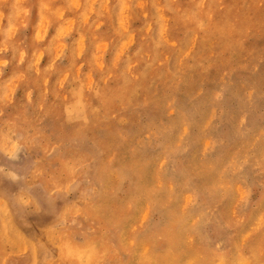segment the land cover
Here are the masks:
<instances>
[{"label": "rangeland", "instance_id": "obj_1", "mask_svg": "<svg viewBox=\"0 0 264 264\" xmlns=\"http://www.w3.org/2000/svg\"><path fill=\"white\" fill-rule=\"evenodd\" d=\"M263 163L264 0H0V264H264Z\"/></svg>", "mask_w": 264, "mask_h": 264}, {"label": "bare ground", "instance_id": "obj_2", "mask_svg": "<svg viewBox=\"0 0 264 264\" xmlns=\"http://www.w3.org/2000/svg\"><path fill=\"white\" fill-rule=\"evenodd\" d=\"M175 1H176V0H175ZM191 1H192V0H191ZM1 3H2V2H1ZM256 5H258V4H256ZM211 7H212V6H211ZM211 7H210V8H211ZM252 7H253V6H252ZM199 10H200V9H199ZM28 13H29V12H28ZM208 13H209V12H208ZM25 14H26V13H25ZM209 18H210V17H209ZM103 19H104V18H103ZM187 19H188V18H187ZM262 22H263V21H262ZM46 23H47V22H46ZM100 23H101V22H100ZM103 23H104V22H103ZM250 23H251V22H250ZM229 31H230V30H229ZM194 33H195V32H194ZM94 34H95V33H94ZM227 37H228V36H227ZM109 39H110V38H109ZM109 41H110V40H109ZM170 41H171V40H170ZM105 42H106V41H105ZM211 46H212V44H211ZM223 49H224V48H223ZM25 50H26V49H25ZM248 52H249V51H248ZM20 54H21V53H20ZM18 57H19V56H18ZM161 62H162V61H161ZM36 66H37V65H36ZM130 73H131V72H130ZM154 73H155V72H154ZM109 74H110V73H109ZM227 79H228V78H227ZM164 81H165V80H164ZM44 84H45V83H44ZM245 87H246V86H245ZM248 89H249V88H248ZM222 90H223V89H222ZM249 90H250V89H249ZM195 94H196V93H195ZM190 95H191V93H190ZM193 95H194V94H193ZM191 96H192V95H191ZM188 97H189V96H188ZM188 97H187V98H188ZM250 97H251V96H250ZM139 100H140V99H139ZM242 100H243V99H242ZM165 101H166V100H165ZM168 102H169V101H168ZM222 103H223V102H222ZM193 106H194V105H193ZM180 107H181V106H180ZM179 109H180V108H179ZM183 110H184V109H183ZM242 112H243V111H242ZM193 114H194V113H193ZM181 115H182V114H181ZM237 115H238V114H237ZM188 116H189V115H188ZM236 117H237V116H236ZM137 118H138V117H137ZM180 118H181V117H180ZM187 118H188V117H187ZM231 118H232V117H231ZM160 120H161V119H160ZM168 120H170V119H168ZM179 120H180V119H179ZM185 120H186V119H185ZM161 122H162V121H161ZM179 122H180V121H179ZM238 123H239V122H238ZM162 124H163V123H162ZM166 124H167V123H166ZM168 124H169V123H168ZM172 124H174V123H172ZM204 124H205V123H204ZM250 125H251V124H250ZM62 126H63V125H62ZM170 126H171V125H170ZM182 126H183V125H182ZM239 126H240V125H239ZM239 126H238V127H239ZM152 127H153V126H152ZM168 127H169V126H168ZM206 127H207V126H206ZM209 127H210V126H209ZM234 127H235V126H234ZM254 127H255V126H254ZM153 128H154V127H153ZM240 128H241V127H240ZM240 128H239V129H240ZM244 128H245V127H244ZM181 129H182V128H181ZM239 129H238V130H239ZM236 130H237V129H236ZM188 131H189V130H188ZM176 132H177V131H176ZM237 132H238V131H237ZM228 133H229V132H228ZM262 133H263V132H262ZM54 134H55V133H54ZM181 134H182V133H181ZM204 134H205V133H204ZM242 134H243V133H242ZM246 134H247V133H246ZM257 135H258V134H257ZM262 135H263V134H262ZM179 136H180V135H179ZM236 136H237V135H236ZM240 136H241V135H240ZM242 136H243V135H242ZM258 136H259V135H258ZM147 137H148V136H147ZM186 137H187V136H186ZM207 137H208V136H207ZM213 137H214V136H213ZM124 138H126V137H124ZM182 138H183V137H182ZM228 138H229V137H228ZM256 138H257V137H256ZM151 139H152V138H151ZM183 139H184V138H183ZM186 139H187V138H186ZM192 139H193V137H192ZM213 139H216V138H213ZM241 139H242V138H241ZM254 139H255V138H254ZM123 140H124V139H123ZM190 140H191V139H190ZM193 140H194V139H193ZM204 140H205V139H204ZM218 140H219V139H218ZM218 140H217V141H218ZM228 140H230V139H228ZM136 141H137V140H136ZM207 141H208V140H207ZM209 141H210V140H209ZM158 142H159V141H158ZM163 142H164V141H163ZM181 142H182V140H181ZM201 142H202V141H201ZM203 142H204V141H203ZM215 142H216V141H215ZM230 142H231V141H230ZM147 143H148V142H147ZM175 143H176V142H175ZM252 143H253V142H252ZM62 144H63V143H62ZM92 144H93V143H92ZM131 144H132V143H131ZM176 144H177V143H176ZM176 144H175V145H176ZM187 144H188V143H187ZM209 144H210V142H209ZM209 144H208V145H209ZM241 144H242V143H241ZM129 145H130V144H129ZM145 145H146V144H145ZM145 145H144V146H145ZM173 145H174V144H173ZM178 145H179V144H178ZM178 145H176V146H178ZM206 145H207V143H206ZM228 145H229V144H228ZM131 146H132V145H131ZM144 146H143V147H144ZM186 146H187V145H186ZM186 146H185V147H186ZM200 146H201V145H200ZM203 146H204V144H203ZM216 146H217V145H216ZM250 146H251V145H250ZM252 146H254V145H252ZM252 146H251V147H252ZM178 147H179V146H178ZM207 147L209 148V146H207ZM237 147L239 148V146H237ZM137 148H138V147H137ZM170 148H171V147H170ZM182 148H184V147H182ZM204 148H205V147H204ZM204 148H203V149H204ZM214 148H215V147H214ZM248 148H249V147H248ZM248 148H247V149H248ZM33 149H34V148H33ZM131 149H132V148H131ZM142 149H144V148H142ZM171 149H172V148H171ZM174 149H175V148H174ZM184 149H186V148H184ZM139 150H140V149H139ZM182 150H183V149H182ZM235 150H236V149H235ZM172 151H173V150H172ZM177 151H178V149H177ZM177 151H176V152H177ZM183 151H184V150H183ZM206 151H207V150H206ZM210 152H211V151H210ZM142 153H143V150H142ZM148 153H149V152H148ZM203 153H204V151H203ZM203 153H202V154H203ZM211 153H212V152H211ZM236 153H237V152H236ZM143 154H144V153H143ZM143 154H142V155H143ZM163 154H164V153H163ZM165 154H166V152H165ZM179 154H180V153H179ZM132 155H133V154H132ZM148 155H149V154H148ZM172 155H173V154H172ZM129 156H130V155H129ZM200 156H201V155H200ZM234 156H235V155H234ZM240 156H241V153H240ZM109 157H111V156H109ZM156 157H157V156H156ZM164 157H165V156H164ZM169 157H170V156H169ZM219 157H220V156H219ZM248 157H249V156H248ZM145 158H146V157H145ZM157 158H158V157H157ZM162 158H163V157H162ZM165 158H166V157H165ZM207 158H208V157H207ZM210 158H211V157H210ZM136 159H137V157H136ZM163 159H164V158H163ZM168 159H169V158H168ZM214 159H215V157H214ZM230 159H231V158H230ZM257 159H258V158H257ZM260 159H261V158H260ZM173 160H174V159H173ZM173 160H172V161H173ZM215 160H216V159H215ZM235 160H236V159H235ZM244 160H245V159H244ZM131 161H132V160H131ZM175 161H176V160H175ZM227 161H228V160H227ZM231 161H232V160H231ZM132 162H135V161H132ZM137 162H138V161H137ZM140 162H141V161H140ZM142 162H143V161H142ZM142 162H141V163H142ZM257 162H258V161H257ZM138 163H139V162H138ZM144 164H145V163H144ZM146 164H147V163H146ZM171 164H172V163H171ZM175 164H176V163H175ZM263 164H264V163H263ZM162 165H163V164H162ZM124 167H125V166H124ZM140 167H141V166H140ZM144 167H145V165H144ZM156 167H158V166H156ZM166 167H167V166H166ZM178 167H179V166H178ZM180 167H181V166H180ZM250 167H251V166H250ZM261 167H262V166H261ZM158 169H159V168H158ZM158 169H156V171H157ZM173 169H174V168H173ZM224 169H225V168H224ZM252 169H253V168H252ZM162 170H163V169H162ZM181 170H182V169H181ZM165 171H166V170H165ZM221 171H222V170H221ZM163 172H164V170H163ZM261 172H262V171H261ZM155 173H156V172H155ZM157 173L159 174V172H157ZM180 173H181V172H180ZM121 174H122V173H121ZM218 174H220V173H218ZM221 174H222V173H221ZM221 174H220V175H221ZM263 174H264V173H263ZM156 175H157V174H156ZM176 176H177V175H176ZM187 176H188V175H187ZM240 176H241V175H240ZM256 177H257V176H256ZM156 178H157V176H156ZM237 178H238V177H237ZM130 179H131V178H130ZM189 179H190V178H189ZM189 179H188V180H189ZM240 179H241V178H240ZM157 180H158V179H157ZM159 180H160V179H159ZM169 180H170V179H169ZM156 182H157V181H156ZM235 182H236V181H235ZM240 182H242V181H240ZM130 183H131V182H130ZM158 183H160V182H158ZM155 184H156V183H155ZM186 185H187V184H186ZM222 185H223V184H222ZM243 185H244V184H243ZM114 186H115V185H114ZM160 186H161V184H160ZM169 186H170V185H169ZM213 186H214V185H213ZM220 186H221V185H220ZM223 186H225V184H224ZM226 186H227V185H226ZM230 186H231V185H230ZM133 187H134V185H133ZM202 187H203V186H202ZM247 187H248V186H247ZM171 188H172V187H171ZM211 188H212V187H211ZM212 189H213V188H212ZM227 189H228V188H227ZM134 190H135V189H134ZM177 190H178V189H177ZM129 191H130V190H129ZM172 191H173V190H172ZM197 191H198V190H197ZM212 191H213V190H212ZM169 193H170V192H168V194H169ZM187 193H188V192H187ZM189 193H190V192H189ZM189 193H188V194H189ZM205 193H206V192H205ZM205 193H204V194H205ZM191 194H192V193H191ZM212 194L215 195L214 192H212ZM172 196H173V195H172ZM185 196H187V195H185ZM192 196H194V195L192 194ZM136 197H137V196H136ZM152 197H153V196H152ZM170 197H171V196H170ZM187 197H188V196H187ZM187 197H186V198H187ZM189 197H190V194H189ZM222 197H223V196H222ZM168 198H169V197H168ZM131 199H132V198H131ZM189 199H190V198H189ZM192 199H193V198H192ZM173 200H174V196H173ZM184 200H186V199H184ZM167 201H168V200H167ZM152 203H154V202H152ZM164 203H166V202H164ZM205 203H206V202H205ZM183 204H185V203L183 202ZM206 204H207V203H206ZM166 205H167V204H166ZM208 205H209V204H208ZM164 206H165V205H164ZM185 206L187 207V205H185ZM192 206H193V205H192ZM161 208H163V205L161 206ZM183 208H184V207L182 206V209H183ZM190 208H191V207H190ZM187 209H188V208H187ZM209 209H210V208H209ZM163 210H165V209H163ZM188 210H189V209H188ZM117 211H118V210H117ZM117 211H116V212H117ZM174 211H175V210H174ZM183 211H184V210H182V211H181V214H179V215H182V212H183ZM193 211H194V209H193ZM206 211H207V210H206ZM164 212H165V211H164ZM190 212H191V211H190ZM201 212H202V211H201ZM118 213H119V212H118ZM170 213H171V212H170ZM183 213H185V212H183ZM241 213H242V212H241ZM121 214H122V213H121ZM176 214H177V213H176ZM185 214H187V213H185ZM189 214H190V213H189ZM200 214H202V213H200ZM209 214H210V212H209ZM172 215H173V214H172ZM170 216H171V215H170ZM184 216H185V215H184ZM188 216H189V215H188ZM188 216H187V217H188ZM200 216H201V215H200ZM210 216H211V214H210ZM220 216H221V215H220ZM117 217H118V216H117ZM168 217H169V216H168ZM176 217H177V216H176ZM207 217H208V216H207ZM207 217H206V218H207ZM163 218H164V217H163ZM196 218H197V216H196ZM196 218H195V219H196ZM176 219H178V218H176ZM176 219H175V220H176ZM197 219H199V218H197ZM175 220H173V221H175ZM178 220H179V219H178ZM192 220H193V219H192ZM203 221H204V220H203ZM197 222H198V221H197ZM194 223H195V222H194ZM194 223H193V224H194ZM191 225H192V223H191ZM196 225H197V223H196ZM190 227H191V226H190ZM248 228H249V227H248ZM90 229H91V228H90ZM184 230H185V229H184ZM196 230H197V229H196ZM185 231H186V230H185ZM186 232H187V231H186ZM79 236H80V235H79ZM93 236H94V235H93ZM82 238H83V237H82ZM203 243H204V242H203Z\"/></svg>", "mask_w": 264, "mask_h": 264}]
</instances>
